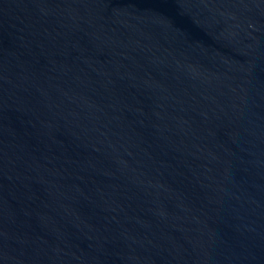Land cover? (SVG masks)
Segmentation results:
<instances>
[{
  "label": "water",
  "instance_id": "95a60500",
  "mask_svg": "<svg viewBox=\"0 0 264 264\" xmlns=\"http://www.w3.org/2000/svg\"><path fill=\"white\" fill-rule=\"evenodd\" d=\"M0 264H264V0H0Z\"/></svg>",
  "mask_w": 264,
  "mask_h": 264
}]
</instances>
